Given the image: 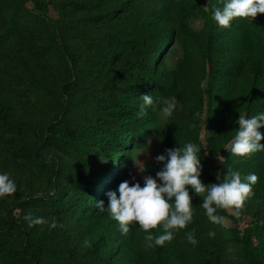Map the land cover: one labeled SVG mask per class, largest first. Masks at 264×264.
<instances>
[{
    "label": "trees",
    "instance_id": "1",
    "mask_svg": "<svg viewBox=\"0 0 264 264\" xmlns=\"http://www.w3.org/2000/svg\"><path fill=\"white\" fill-rule=\"evenodd\" d=\"M216 3L0 0V173L17 185L0 199V264H264V151L230 153L239 115L264 112V14L220 30ZM188 142L205 186L257 175L243 210L213 224L190 189L193 220L171 242L147 247L138 224L123 235L96 204ZM29 212L47 223L29 228Z\"/></svg>",
    "mask_w": 264,
    "mask_h": 264
},
{
    "label": "clouds",
    "instance_id": "2",
    "mask_svg": "<svg viewBox=\"0 0 264 264\" xmlns=\"http://www.w3.org/2000/svg\"><path fill=\"white\" fill-rule=\"evenodd\" d=\"M260 14H264V0H217L212 6L211 19L220 30H224L231 27L237 18L254 20ZM140 98L143 103L139 106L137 116L146 115V109L153 105L151 95L145 94ZM176 106L174 98L166 100L161 115L164 118L171 117ZM236 123L239 127L231 141V155L249 159L255 153L264 151V145L261 144L264 135L259 131L264 127V112L251 118L240 114ZM166 152L167 155L156 157V161L162 163L163 167L155 178L144 177L143 186L139 182L133 184L122 181L118 186L119 194L116 190L106 193V207L103 201L96 204L100 212H106L110 219L117 222L123 235H127L131 227L138 224L139 231L145 233L144 239L149 248L162 247L165 242H171L176 233L186 229L192 222L194 210L190 189L197 197L202 198L201 207L208 220L222 225L225 218L217 212L233 209L239 215L245 202L253 194V186L258 182L254 173L242 177L239 171L229 169L222 182L205 186L200 179L202 165L197 144L188 142L182 147L167 149ZM102 162L106 161L102 158ZM138 165L143 171L142 164ZM16 191L17 185L10 174L0 173V199L7 198ZM24 219L29 228L47 223L42 217H34L31 212ZM49 227H57L54 219ZM159 228L163 229V234L155 235L153 230ZM208 235L214 237L215 233L210 231ZM186 237L190 244L198 243L194 232L186 233Z\"/></svg>",
    "mask_w": 264,
    "mask_h": 264
},
{
    "label": "rangeland",
    "instance_id": "3",
    "mask_svg": "<svg viewBox=\"0 0 264 264\" xmlns=\"http://www.w3.org/2000/svg\"><path fill=\"white\" fill-rule=\"evenodd\" d=\"M231 211V209H229Z\"/></svg>",
    "mask_w": 264,
    "mask_h": 264
}]
</instances>
